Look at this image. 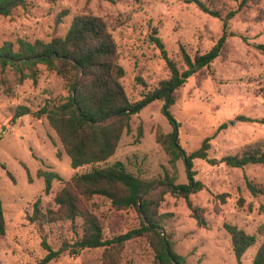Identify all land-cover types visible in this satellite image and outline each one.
Masks as SVG:
<instances>
[{"label":"rangeland","instance_id":"374dc122","mask_svg":"<svg viewBox=\"0 0 264 264\" xmlns=\"http://www.w3.org/2000/svg\"><path fill=\"white\" fill-rule=\"evenodd\" d=\"M217 1L224 14L229 8L236 9L240 0ZM63 11L67 12L58 21ZM84 12L108 22L118 62L125 72L122 84L131 101L143 98L168 76L160 49L148 40L153 28L174 59L179 58L181 45L190 55L206 52L222 32L218 18L185 0H24V5L15 6L10 14H0V45L17 38L48 41L62 36L72 17ZM228 26L234 35L227 36L222 54L187 78L168 109L178 124L176 144L187 153L227 123L210 140L208 154L216 159L241 153L249 144H264V52L255 46L264 44V0L249 2L228 21ZM37 67L36 81L28 77L20 80L11 68L0 75V197L5 220V231L0 235V264H37L47 253L43 241L53 250L67 247L47 264H99L102 247L75 253L68 246L76 236L68 220H42L33 214L36 201L42 212L54 210L55 192L74 174L92 166L72 168L47 119L32 114L46 101H62L68 94L64 81L53 70L44 64ZM19 106L31 112L12 121ZM238 115L253 121L236 120ZM172 129L163 113V101L148 100L131 116L130 129L123 132L114 155L99 165L119 160L141 178L158 179L168 174L175 176V183H188L183 159L172 165L171 155L161 143ZM39 169L53 171L61 178L53 179L49 192L44 191V180L37 175ZM193 169L203 188L190 198L203 208L206 226L196 224L181 196L164 193L158 207L176 252L184 255L188 264H238L223 226L228 222L257 236L256 244L241 257L240 264H250L261 239L257 228L264 225V196L251 195L244 178L264 185V165L250 163L239 168L195 159ZM221 193H225L223 203L216 198ZM84 203L107 227L126 231L139 225L133 208L114 211L109 200L101 196ZM80 227L81 219L77 218L78 232ZM151 262L152 254L144 239L126 243L123 264Z\"/></svg>","mask_w":264,"mask_h":264},{"label":"trees","instance_id":"16d2710c","mask_svg":"<svg viewBox=\"0 0 264 264\" xmlns=\"http://www.w3.org/2000/svg\"><path fill=\"white\" fill-rule=\"evenodd\" d=\"M251 1L240 0L236 9L229 8L222 14L217 7V0H185L221 21V34L215 44L204 53L190 55L181 45L179 58L174 59L167 54L160 37L157 36V29L153 28L148 34V40L160 49L168 76L158 81L137 101L129 100L125 93L122 84L125 72L118 62L117 45L108 22L101 16L87 12L75 14L64 35L53 36L48 41L17 38L15 41H4L0 45V75L7 68H11L20 80L28 77L36 81L37 66L44 64L64 81L68 89L65 99L46 101L32 114L37 118L47 119L69 157L72 168L92 166L88 171L74 174L55 192L54 210L48 208L42 212L36 201L33 214L42 220H68L76 235L74 241L68 245L73 252L102 247L99 264H123L126 243L140 238L144 239L150 248L151 264H188L186 257L176 252L173 239L164 230L163 215L158 212L163 194L169 192L181 196L196 224L205 227L207 222L203 208L194 204L190 198L192 193L203 188V183L194 177L193 161L202 159L212 165L223 162L227 166L239 168L250 163L264 165V144L261 142L249 144L241 153L225 155L220 159L209 156L210 140L225 128L227 123L219 125L212 135L205 137L196 149L187 153L175 143L178 124L168 110L177 99V90L187 78L210 66L213 60L222 54L227 36L234 35L228 29V21ZM18 5H24V0H0V14L8 15ZM66 12L63 11L59 15L58 21H61V16ZM240 37L245 40V37ZM255 46L264 52V44ZM153 99L163 101V113L169 118L173 128L161 143L171 155L172 165H175L177 159H183L188 183H175V176L168 174L158 179L141 178L119 160L109 165H99L114 155L123 132L130 129L131 116L146 101ZM30 112L28 107L19 106L12 121ZM235 119L253 121L243 115H238ZM37 175L44 180L45 192H49L53 179H61L57 173L43 169H39ZM244 180L251 195L264 196V185L247 177ZM158 187L160 189L156 190ZM93 196L107 198L114 211L133 208L139 216V225L126 231L107 227L84 203ZM216 198L223 203L225 193L217 195ZM242 202V198H239L238 203ZM77 218L81 219L79 232L75 228ZM223 226L230 236L234 257L240 264L245 251L256 244L257 236L232 223L224 222ZM4 231L5 220L0 197V235L4 234ZM161 231L164 232L163 235ZM257 234L261 239L250 264H264V225L258 226ZM42 244L47 253L37 264H47L67 249L63 247L53 250L45 241Z\"/></svg>","mask_w":264,"mask_h":264},{"label":"water","instance_id":"95a60500","mask_svg":"<svg viewBox=\"0 0 264 264\" xmlns=\"http://www.w3.org/2000/svg\"><path fill=\"white\" fill-rule=\"evenodd\" d=\"M175 143H176V140H175ZM161 233H162V235L164 234V232H163V231H161Z\"/></svg>","mask_w":264,"mask_h":264}]
</instances>
